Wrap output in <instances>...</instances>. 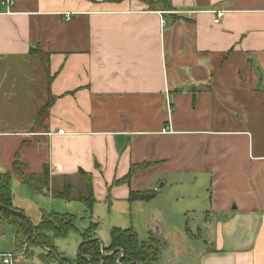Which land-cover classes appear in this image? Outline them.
<instances>
[{"label":"crops","instance_id":"1","mask_svg":"<svg viewBox=\"0 0 264 264\" xmlns=\"http://www.w3.org/2000/svg\"><path fill=\"white\" fill-rule=\"evenodd\" d=\"M164 1L171 11L17 0L0 15V173L13 176L12 206L34 226L52 211L83 214L86 229L102 218L158 240L156 264H264V0ZM17 161L25 175L48 168L51 190L92 175L91 217L84 203L33 194ZM15 234L0 226V254L15 253ZM67 237L53 247L75 262L58 247ZM48 252L19 259L59 264Z\"/></svg>","mask_w":264,"mask_h":264},{"label":"trees","instance_id":"2","mask_svg":"<svg viewBox=\"0 0 264 264\" xmlns=\"http://www.w3.org/2000/svg\"><path fill=\"white\" fill-rule=\"evenodd\" d=\"M151 9L161 6L165 11H171L172 6L164 0L153 1L143 0ZM20 164L17 161L14 171L21 177L23 185L35 195L49 194L53 199H60L66 202H81L87 205L86 217H91V211L95 204L93 177L90 174L80 171L76 178L81 179L80 187L75 188L69 184V180L61 189L50 188V170L45 168L40 175H25L19 170ZM12 174L0 173V226L9 225L15 228V254H22L26 247L27 253L32 254L34 248L49 250L48 254L41 256L42 260L50 262L59 259V264H156L164 247L158 240L151 239L142 242L137 233L133 230L113 229L111 231L110 245L105 248L109 257H104L101 252V243L95 236L99 223H90L88 229L80 233L82 243L78 258L75 262L62 258L53 247L57 238H65L72 232L78 231V217L70 214H62L52 211L44 214L41 222L34 226L22 211L12 206L11 182ZM155 196V192L131 193L130 201L149 200ZM84 221V218L80 219ZM35 230V231H34ZM120 250L114 255L111 253ZM24 252V251H23Z\"/></svg>","mask_w":264,"mask_h":264},{"label":"rangeland","instance_id":"3","mask_svg":"<svg viewBox=\"0 0 264 264\" xmlns=\"http://www.w3.org/2000/svg\"><path fill=\"white\" fill-rule=\"evenodd\" d=\"M69 184H71L75 190L77 191V189L80 187L81 184V179L77 178V179H70L69 180ZM29 213L31 214V210H29ZM79 219L83 216V214H77L76 215ZM189 218H192L193 216L188 215ZM99 220V221H98ZM97 221L99 222V228H98V238L101 242H103L105 244V246H109L110 245V236H111V229L109 226H107L105 224L104 219L99 218L97 219ZM86 221H79L77 223V229L78 231L72 232L66 239L63 240H59L58 241V247H61V249H63V247H66L68 250L67 253H71L72 255H78V248L79 245L82 242V238L80 233H82L88 226V224H86ZM78 239L81 242H79V244L77 246H75L74 243H77L75 240ZM163 245V244H162ZM24 251V252H23ZM65 251V250H62ZM72 251V252H71ZM25 252L27 253V248L25 247L22 250V257H24ZM32 254H26V257H30ZM68 256V255H67Z\"/></svg>","mask_w":264,"mask_h":264},{"label":"built area","instance_id":"4","mask_svg":"<svg viewBox=\"0 0 264 264\" xmlns=\"http://www.w3.org/2000/svg\"><path fill=\"white\" fill-rule=\"evenodd\" d=\"M16 5L17 0H0V15H14ZM225 15L226 12L224 10L215 11L213 23L215 25H220ZM163 131L167 132V129ZM20 256L21 255L15 253L0 254V264H22L19 259Z\"/></svg>","mask_w":264,"mask_h":264},{"label":"water","instance_id":"5","mask_svg":"<svg viewBox=\"0 0 264 264\" xmlns=\"http://www.w3.org/2000/svg\"><path fill=\"white\" fill-rule=\"evenodd\" d=\"M34 231H35V230H34ZM99 241H100V240H99ZM100 243H101V252H102L103 256H104V257H109V254H107V253L105 252V248H106L105 244H104L103 242H101V241H100ZM80 247H81V244H80V246H79V248H78V253H79V251H80ZM47 250H48V249H47ZM117 252H122V251L117 250V251L111 253L110 255H114V254L117 253ZM122 254H124V253L122 252ZM58 260H59V259H58ZM89 263L92 264L91 261H90V259H89ZM118 263L121 264V259L118 261Z\"/></svg>","mask_w":264,"mask_h":264}]
</instances>
